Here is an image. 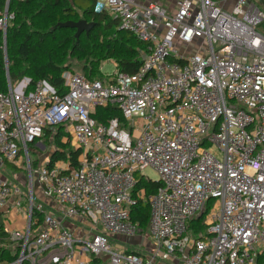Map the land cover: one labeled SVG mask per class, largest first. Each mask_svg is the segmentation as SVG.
<instances>
[{"label": "built area", "instance_id": "built-area-1", "mask_svg": "<svg viewBox=\"0 0 264 264\" xmlns=\"http://www.w3.org/2000/svg\"><path fill=\"white\" fill-rule=\"evenodd\" d=\"M92 1L147 53L131 74L109 60L114 72L92 80L63 71L62 92L28 78L0 92V211L23 214L20 229L0 224V248H18L4 264H92L102 256L110 264H264L263 8L246 0H177L172 9ZM8 2L0 5L3 37ZM106 106L122 120H96ZM56 127L79 150L73 167L68 158H30L44 130ZM5 163L23 170L27 184L10 182ZM146 167L159 175L150 194L135 191ZM139 199L149 208L145 230L130 217ZM203 212L200 228L190 226ZM118 237H148L150 249Z\"/></svg>", "mask_w": 264, "mask_h": 264}, {"label": "trees", "instance_id": "trees-1", "mask_svg": "<svg viewBox=\"0 0 264 264\" xmlns=\"http://www.w3.org/2000/svg\"><path fill=\"white\" fill-rule=\"evenodd\" d=\"M4 0H0L3 5ZM8 10L13 14L3 37L0 32V92L7 91L8 82L15 84L23 78L33 85L44 79L59 92L63 91L62 72L69 70L68 58L81 61V73L92 80L99 75L101 61L113 60L118 71L134 73L139 68L147 53L145 44L139 42L127 31L119 29L116 18L93 11L92 0H9ZM86 22L94 26L85 34L82 32L74 38L75 29L59 27L62 22L77 21L78 11ZM79 20V19H78ZM93 117L105 122L110 118L122 117L114 106L96 108ZM69 134L61 127L55 133L46 128L42 139L48 142L52 138L54 150L49 161L69 160L71 167L77 164L79 150H71L69 144L61 137ZM68 156V157H67ZM37 161H33L35 165ZM160 182L137 176L135 191L142 189L145 194L154 193ZM204 213L191 221L190 226L200 228ZM41 213H34L38 226ZM149 208L141 199L130 210L131 220L141 230L148 225ZM6 232L0 229V242ZM129 249H127L128 251ZM18 248H0V264L10 262L17 256ZM99 261L93 258L92 264Z\"/></svg>", "mask_w": 264, "mask_h": 264}, {"label": "rangeland", "instance_id": "rangeland-1", "mask_svg": "<svg viewBox=\"0 0 264 264\" xmlns=\"http://www.w3.org/2000/svg\"><path fill=\"white\" fill-rule=\"evenodd\" d=\"M160 1V0H158ZM246 2L249 4L250 2L254 3V4H258V1L257 0H246ZM78 11V10H77ZM78 19H82V16H81V12L78 11ZM77 19V20H78ZM260 30L263 29L262 26L259 27ZM178 49L179 50H183L184 47L183 46H178ZM195 51V46L192 45L190 47H188L186 49V53L187 54H192L193 52ZM101 61L100 63V67H99V72L100 74H111L114 72L115 68H114V65L111 61ZM81 61H78L76 58H68L67 61H66V64L69 65V68L75 72H80L81 73ZM55 130L56 128H52L51 129V132L52 134L55 133ZM48 139V142H45L44 139H42L40 142L45 145V149L44 150H40L38 149L37 150V153L30 150L29 152V155H30V158L32 160H35L37 159L38 162H42L47 156H49L52 151L54 150L55 148V144L53 142V140L50 138H47ZM65 142H67L70 146V140L69 138L68 139H65ZM9 165L11 164H7L5 163V165L3 166V169L4 170H7L6 171V174L8 175V180L10 182H16L22 186L26 185L27 184V181H28V176L27 174L23 171V170H20V169H17V168H14L12 169ZM12 166V165H11ZM14 172H13V171ZM11 171L14 173L12 174ZM10 174V175H9ZM141 174L143 176H145L147 179L149 180H152V181H157L159 179V175L157 173L156 170H154L152 167H146L144 169L141 170ZM36 192V191H35ZM77 225H81V223L77 224ZM82 226L83 227H86V225L84 223H82ZM75 225L73 223H66L65 224V228L71 233V234H74V230L75 229ZM77 235L79 236V233H77ZM84 240H88L89 239V236L87 235H80ZM118 240L119 241H126V244H131L133 248H135L136 250H142V251H145V250H149L150 249V244L148 242V237H143V238H140V237H133V238H128V239H124L123 237H118ZM108 245L110 246L111 249L115 250V251H120L119 248L117 247V245L113 242V241H110L108 243ZM106 257V260H107V264H110V262L108 261V257Z\"/></svg>", "mask_w": 264, "mask_h": 264}, {"label": "crops", "instance_id": "crops-1", "mask_svg": "<svg viewBox=\"0 0 264 264\" xmlns=\"http://www.w3.org/2000/svg\"><path fill=\"white\" fill-rule=\"evenodd\" d=\"M143 2H149V1H158V0H141ZM177 0H160L158 1L159 3H161L163 6L169 8V9H172L173 8V5L174 3L176 2ZM36 149H40V150H44L45 149V145H43L40 141L36 143ZM35 150V152L37 153V150ZM12 169H14L15 167L14 166H11L9 165ZM6 171L7 170H4L3 169V173L8 177V175L6 174ZM13 171V170H12ZM11 171L12 174H14L13 172ZM10 175V174H9ZM22 219H23V214H19V215H16L15 213H13V211L9 208V207H6L4 208L3 210L0 211V224L3 228H6V229H20L23 227V222H22ZM95 264H107V260H106V257L105 256H102L101 258H99V261L96 262Z\"/></svg>", "mask_w": 264, "mask_h": 264}, {"label": "water", "instance_id": "water-1", "mask_svg": "<svg viewBox=\"0 0 264 264\" xmlns=\"http://www.w3.org/2000/svg\"><path fill=\"white\" fill-rule=\"evenodd\" d=\"M257 1L264 10V0H257ZM58 26L75 29L74 38H78V36L82 32L87 34L90 31V29L94 26V23L93 22H86L84 19H79L77 21L68 20V21L60 23Z\"/></svg>", "mask_w": 264, "mask_h": 264}]
</instances>
